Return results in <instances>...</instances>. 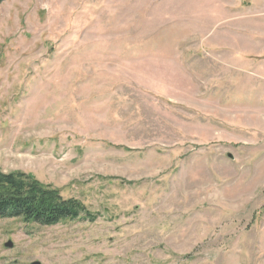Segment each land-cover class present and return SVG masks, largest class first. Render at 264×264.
Returning a JSON list of instances; mask_svg holds the SVG:
<instances>
[{
  "label": "rangeland",
  "instance_id": "rangeland-1",
  "mask_svg": "<svg viewBox=\"0 0 264 264\" xmlns=\"http://www.w3.org/2000/svg\"><path fill=\"white\" fill-rule=\"evenodd\" d=\"M0 172L90 214L0 264H264V0H0Z\"/></svg>",
  "mask_w": 264,
  "mask_h": 264
},
{
  "label": "trees",
  "instance_id": "trees-1",
  "mask_svg": "<svg viewBox=\"0 0 264 264\" xmlns=\"http://www.w3.org/2000/svg\"><path fill=\"white\" fill-rule=\"evenodd\" d=\"M89 216L79 201L62 198L59 191L42 185L30 175L0 172V219H19L27 224L51 227Z\"/></svg>",
  "mask_w": 264,
  "mask_h": 264
},
{
  "label": "water",
  "instance_id": "water-1",
  "mask_svg": "<svg viewBox=\"0 0 264 264\" xmlns=\"http://www.w3.org/2000/svg\"><path fill=\"white\" fill-rule=\"evenodd\" d=\"M6 246L11 247L12 245H11V243H8V244H6ZM33 264H38V263H33Z\"/></svg>",
  "mask_w": 264,
  "mask_h": 264
}]
</instances>
